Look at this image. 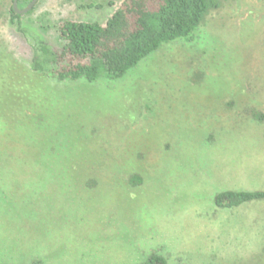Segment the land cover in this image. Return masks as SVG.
<instances>
[{"label": "rangeland", "instance_id": "obj_1", "mask_svg": "<svg viewBox=\"0 0 264 264\" xmlns=\"http://www.w3.org/2000/svg\"><path fill=\"white\" fill-rule=\"evenodd\" d=\"M121 1L38 0L11 21L13 0H0V264L22 259L12 164L39 156L61 169L104 141L140 181L103 191L114 221L81 225L89 260L66 243L69 264H145L152 254L166 264H264V198L215 203L224 191H264V0H206L193 40L163 43L120 78L34 71L40 43L62 47L59 22L104 24ZM73 181L63 175L54 200L58 235L72 240Z\"/></svg>", "mask_w": 264, "mask_h": 264}, {"label": "trees", "instance_id": "obj_2", "mask_svg": "<svg viewBox=\"0 0 264 264\" xmlns=\"http://www.w3.org/2000/svg\"><path fill=\"white\" fill-rule=\"evenodd\" d=\"M206 10V0H122L104 24L72 19L59 22L56 30L62 47L55 52L40 43L37 49L40 53H36L32 67L48 80L84 78L94 82L101 77L120 78L163 43L179 38L193 40ZM10 11L11 21L16 20L18 14L13 8ZM111 145L104 141L99 148L90 149L87 158L76 159L61 169L39 156L28 155L21 158L23 162L12 164V205L20 216L24 238L21 264H69L63 257L69 250L66 243L76 252L86 246V238L79 231L81 225L97 224L101 216L102 221H114L113 212L103 210V191L110 188L112 192L119 179H124L123 183H136L140 176L135 168L121 166L116 157L119 152H114L118 148ZM68 172L74 176L76 195L66 210L69 217L63 219L74 226L73 240L72 232L62 237L57 232L58 217L62 214L55 204L56 193L61 188L62 176ZM87 193H92V197ZM261 198L264 191H224L215 196V203L232 207ZM110 199L116 201V196L112 194ZM81 253L78 259L87 262L89 250ZM145 264H166V261L152 254Z\"/></svg>", "mask_w": 264, "mask_h": 264}, {"label": "water", "instance_id": "obj_3", "mask_svg": "<svg viewBox=\"0 0 264 264\" xmlns=\"http://www.w3.org/2000/svg\"><path fill=\"white\" fill-rule=\"evenodd\" d=\"M38 0H31L27 6L25 8H22V9H18L17 8V0H13V9L17 12V13H25L29 10H31V8L35 5V3L37 2Z\"/></svg>", "mask_w": 264, "mask_h": 264}, {"label": "flooded vegetation", "instance_id": "obj_4", "mask_svg": "<svg viewBox=\"0 0 264 264\" xmlns=\"http://www.w3.org/2000/svg\"><path fill=\"white\" fill-rule=\"evenodd\" d=\"M30 1H31V0H30ZM30 1H29V2H30ZM22 2H23V1H21V0H17V8H18V9L25 8V7L27 6V4L29 3V2H26V3H25V4H26L25 6H23V7H19V5H20ZM37 2H38V1H37ZM37 2L35 3V5L37 4ZM18 4H19V5H18ZM35 5H34V6H35ZM34 6H33V7H34ZM33 7L31 8V10L33 9ZM12 8H13V4H12ZM13 10H14V9H13ZM31 10H29V11H27V12H25V13H17L15 10H14V11L18 14V16H20V15H22V14H27V13L30 12Z\"/></svg>", "mask_w": 264, "mask_h": 264}]
</instances>
